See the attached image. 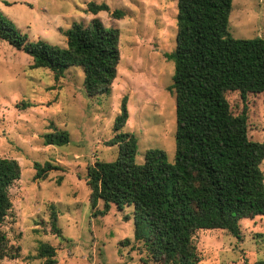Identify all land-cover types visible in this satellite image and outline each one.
Returning <instances> with one entry per match:
<instances>
[{"label": "rangeland", "instance_id": "obj_1", "mask_svg": "<svg viewBox=\"0 0 264 264\" xmlns=\"http://www.w3.org/2000/svg\"><path fill=\"white\" fill-rule=\"evenodd\" d=\"M89 2L106 4L125 13L92 15ZM177 0H0V16L26 35L28 42L43 40L66 46L74 23L86 26L98 19L118 31L119 64L109 94L89 97L83 73L67 69L54 80L47 69H31V58L0 40V157L15 160L20 179L8 189L11 209L2 226L17 259L1 264H44L36 258L47 244L55 250V264H165L134 239L133 208L111 205L103 216L101 201L89 204L86 168L96 160L111 162L118 147L106 145L122 101L128 119L122 132L137 139L135 162L147 150H162L169 163L175 156V96L170 91L173 63L165 54L175 49ZM228 33L234 39L264 38V0H232ZM234 115L246 106L247 135L264 143V93H226ZM65 131L69 143L45 146L41 136ZM35 163L58 168L44 180L34 178ZM264 176V161L260 165ZM57 211L59 235L50 231V207ZM147 230V227H145ZM240 238L223 230H199L192 237L197 264H254L264 260V216L239 222Z\"/></svg>", "mask_w": 264, "mask_h": 264}, {"label": "trees", "instance_id": "obj_2", "mask_svg": "<svg viewBox=\"0 0 264 264\" xmlns=\"http://www.w3.org/2000/svg\"><path fill=\"white\" fill-rule=\"evenodd\" d=\"M232 0H177L175 49L165 54L173 63L170 91L175 96V156L169 163L160 149L145 152L135 162L137 139L122 132L128 119L125 99L114 120V136L106 145L118 147L111 162L96 160L86 168L89 204L99 201L103 216L114 205L133 208L134 239L165 264H197L192 237L199 230H223L239 239V222L264 216V143L250 141L247 112L234 115L226 93H264V38L234 39L228 33ZM92 15L106 12L112 19L125 13L106 4L89 2ZM66 46L46 41L28 42L26 35L0 16V40L31 58V69L49 70L55 81L71 67L82 69L87 96L107 95L119 64L118 31L106 29L98 19L86 26L74 23L64 32ZM45 146L69 143L65 131L41 136ZM36 180L54 170L49 163L33 166ZM20 179L13 159L0 157V264L17 259L18 250L2 231L11 209L8 189ZM50 231L59 235L57 211L50 207ZM147 227V230L145 229ZM55 250L43 244L36 256L55 264ZM254 264H264V260Z\"/></svg>", "mask_w": 264, "mask_h": 264}]
</instances>
